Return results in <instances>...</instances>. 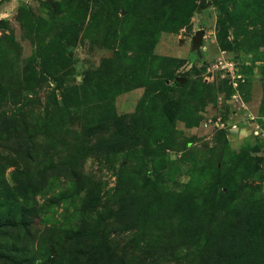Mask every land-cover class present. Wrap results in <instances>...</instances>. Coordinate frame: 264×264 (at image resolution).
<instances>
[{
  "label": "rangeland",
  "instance_id": "1",
  "mask_svg": "<svg viewBox=\"0 0 264 264\" xmlns=\"http://www.w3.org/2000/svg\"><path fill=\"white\" fill-rule=\"evenodd\" d=\"M171 1L0 0V123L28 124L1 154L34 152L35 169L88 153L83 192L59 204L75 191L62 181L27 219L74 250L65 264H200L204 248L264 264V0ZM14 231L0 255L27 242Z\"/></svg>",
  "mask_w": 264,
  "mask_h": 264
},
{
  "label": "trees",
  "instance_id": "2",
  "mask_svg": "<svg viewBox=\"0 0 264 264\" xmlns=\"http://www.w3.org/2000/svg\"><path fill=\"white\" fill-rule=\"evenodd\" d=\"M173 1H171V4L176 2ZM167 6L168 4H166V8ZM162 10L160 12L157 10L155 13L156 18L160 16L161 12L163 13ZM157 23L158 22H156V24ZM77 89H79V91L81 90L80 88ZM168 90L170 89L164 87L163 90L159 91L165 93ZM78 94L79 92H76L75 95L72 96V99L76 98ZM20 116H23V114ZM53 119L55 120L56 118L53 116L49 117L47 115V120L43 121L44 127L42 130L47 132H56L57 130L49 128L48 122ZM115 122H118V117L113 114L112 120L110 121L113 127L117 126ZM22 125H28L26 122L22 123V117L18 119V121L13 119L8 123L4 119L0 123V135L12 132L18 136L19 132L17 131H21L23 129ZM25 131L26 129L22 132L23 136L24 133L25 135L28 134V132ZM52 136L53 135L48 134L46 138L51 139ZM25 138L26 140L29 139V141L37 139L35 135ZM14 139H16L15 136ZM117 139L118 135L115 140ZM22 140L23 139L19 138L20 143ZM44 144L47 145V143ZM76 147L81 148L79 145ZM21 154L22 153H20L19 150H13L6 156L2 155L0 152V169H7L9 167L16 168L14 186H12L6 178L5 180L4 178L0 179V201H2L0 203V212L2 211L1 208L4 206H6L5 209H7L6 217H4V214L2 215L0 213V228L12 225L16 234V236L14 235V242L20 241L24 243V240H27V242L21 245L18 244V246L14 245L12 248L8 246L5 252L0 255V258L8 261V264H34L36 261H40L41 264H65V262L70 258V260H72L73 256L71 257V255L74 253V250L71 248H65V245L67 244L62 240V236H59L60 238L57 241L48 239V236L43 239V234L38 238V236L32 232V221L28 222L27 219H30L31 214L35 213L37 209L36 206H34L37 203V196L46 195L48 192L53 191L55 186L57 189V184L62 181H66L68 185L73 186L75 191L74 194H72V197H66L65 191H63L62 188L60 192L54 193L52 198L56 199L59 204L72 200L83 192L85 180L82 176L83 170L80 171V169H82V161L88 153L81 150V153H76L75 155L67 154L66 158L59 157L56 161L54 160L55 156L53 154H47L46 157L48 158V161H45L43 158L44 162L41 161V165H38L39 167H36L35 169L29 168V162L31 163L35 159L34 152L27 151L23 153L24 158H21ZM96 202L97 201L93 200L84 203L79 212H81V210L87 213L93 212L95 210L94 207ZM30 203H33V206H31ZM14 216H17L16 220H13L12 217ZM246 223L249 224V220H247ZM248 230L250 231V228H248ZM254 234L255 233L252 235ZM37 238L38 242L36 243ZM0 249H2V252L4 251L2 246ZM208 249L209 248H204L200 257V264H235L233 259H226L227 257H231L230 251H227L225 254H222L220 251L216 257L213 258L207 254L209 252Z\"/></svg>",
  "mask_w": 264,
  "mask_h": 264
},
{
  "label": "built area",
  "instance_id": "3",
  "mask_svg": "<svg viewBox=\"0 0 264 264\" xmlns=\"http://www.w3.org/2000/svg\"><path fill=\"white\" fill-rule=\"evenodd\" d=\"M223 64V62H220V64L219 65H221L222 66V68L224 69V70H227V71H229V73L231 74V76H232V78H233V82H234V84H236V86H237V84H238V79L241 77L240 75H237V68H236V64L235 63H233V62H224V64Z\"/></svg>",
  "mask_w": 264,
  "mask_h": 264
},
{
  "label": "water",
  "instance_id": "4",
  "mask_svg": "<svg viewBox=\"0 0 264 264\" xmlns=\"http://www.w3.org/2000/svg\"><path fill=\"white\" fill-rule=\"evenodd\" d=\"M204 31L200 30L196 33L195 38L193 40L194 46L195 47H199L200 44L202 43L203 37H204ZM185 81L184 79L182 80V82Z\"/></svg>",
  "mask_w": 264,
  "mask_h": 264
}]
</instances>
